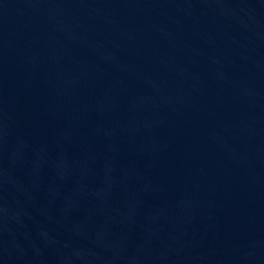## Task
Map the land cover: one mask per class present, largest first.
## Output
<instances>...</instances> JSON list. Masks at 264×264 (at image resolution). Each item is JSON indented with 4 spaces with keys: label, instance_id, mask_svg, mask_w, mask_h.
<instances>
[{
    "label": "water",
    "instance_id": "water-1",
    "mask_svg": "<svg viewBox=\"0 0 264 264\" xmlns=\"http://www.w3.org/2000/svg\"><path fill=\"white\" fill-rule=\"evenodd\" d=\"M0 264H264V0H0Z\"/></svg>",
    "mask_w": 264,
    "mask_h": 264
}]
</instances>
